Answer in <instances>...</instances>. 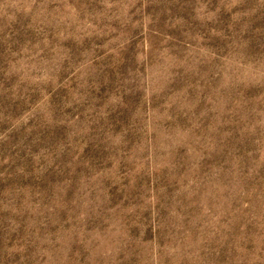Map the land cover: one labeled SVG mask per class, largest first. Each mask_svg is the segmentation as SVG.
Listing matches in <instances>:
<instances>
[{
    "label": "rangeland",
    "instance_id": "374dc122",
    "mask_svg": "<svg viewBox=\"0 0 264 264\" xmlns=\"http://www.w3.org/2000/svg\"><path fill=\"white\" fill-rule=\"evenodd\" d=\"M0 264H264V0H0Z\"/></svg>",
    "mask_w": 264,
    "mask_h": 264
}]
</instances>
